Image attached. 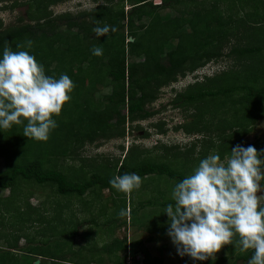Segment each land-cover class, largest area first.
<instances>
[{"label": "trees", "instance_id": "trees-1", "mask_svg": "<svg viewBox=\"0 0 264 264\" xmlns=\"http://www.w3.org/2000/svg\"><path fill=\"white\" fill-rule=\"evenodd\" d=\"M63 1L65 0H0L3 9L16 8L23 2L27 6L25 14L28 18V22H23L19 17L18 25L3 30L0 21V55L6 47L14 51L27 50L44 65L46 75L59 78L61 74H67L75 84L70 93V101L63 105L58 116H53L58 127L51 131L46 142L25 137L24 125H13L10 129L0 131V159L4 166L0 171V188L11 189L19 181H24L49 185L58 195L78 198L89 191L108 189L115 201L118 191L111 186L109 180L116 175L134 172L142 179L164 178L175 185L185 175L164 162L152 159L128 162L137 160L141 151H145L138 152L137 146L130 151L128 149L114 173L95 172L80 181L70 180L64 172L57 169L46 168L43 160L49 155L68 156L85 143L123 138L125 123L139 124L150 119L154 112L148 109V104L157 99L159 89L176 83L212 59L222 56L220 47L228 39L227 27L231 26L228 18L223 15V10L215 0H160V4H154L153 0H118L116 6L101 5L76 15L54 14L51 6ZM124 3L129 5L128 10L124 9ZM183 4L189 7L186 11L178 8ZM190 4H194L192 8ZM168 9H173L178 15H170L166 12ZM97 22L101 26H115L116 31L97 37L93 32ZM185 25L189 28L186 29ZM129 38L133 41H128ZM28 41L32 42L30 47ZM17 45L22 48L18 49ZM94 45L103 48V55H92L91 48ZM261 51H264L262 44L232 48L227 55L249 58ZM249 73L252 78H249L248 84H220L223 80L236 77L232 70H228L212 78L205 77L203 82H195L183 92H178L172 104L183 109L193 108L195 112L188 115L175 129H183L187 134H202L204 130H208L206 116L211 110L207 106V99L221 97V102L216 101L214 104L216 111L227 102L231 105L240 104L241 108L236 110L234 119L218 125L220 132L226 128L234 131L231 133L234 135L219 147L227 150L239 144L238 139L236 144L232 140L237 136L236 133L240 131L241 135L247 134V122L252 119L254 121L256 114L263 110L264 86L256 87L252 80L257 75L255 68ZM104 88L109 91L96 97V93ZM234 92L244 94V104L242 101L235 103L232 100ZM164 126L163 121L155 125L159 133L163 134ZM147 136V133L144 134V137ZM215 138L209 139V142L204 141V144L214 147L213 144L217 143L215 141L220 142L222 139L217 136ZM171 148L173 147L160 145L153 149ZM261 183L264 184V181ZM169 203L174 201H146L140 208L158 206L163 210ZM158 220L164 224L168 221L164 217ZM153 221L157 220L153 219L151 223ZM77 236L78 228H74L59 238L65 244L67 240H74ZM6 243L5 247L8 246L9 250H0V264H35V259L27 260L18 256L17 252L45 260L39 264H47V260L50 261L48 264L67 263L64 255H60L61 246L57 247L55 254L39 245L32 246L31 240H28L30 246L24 248L17 246V238L9 239ZM140 245V240L128 243L126 238H114L99 249L101 254L107 256L106 260L99 259L96 262L126 264L124 259L130 255L133 257V264L164 263L142 247L140 249L143 254L135 251V247ZM121 252L125 253L120 256ZM137 253L143 255L141 260L135 258ZM251 254V249L240 251L236 259H242L244 264H248ZM83 264H88V261Z\"/></svg>", "mask_w": 264, "mask_h": 264}, {"label": "rangeland", "instance_id": "rangeland-1", "mask_svg": "<svg viewBox=\"0 0 264 264\" xmlns=\"http://www.w3.org/2000/svg\"><path fill=\"white\" fill-rule=\"evenodd\" d=\"M218 7L223 10V15L228 18L231 26L228 25V39L223 41L220 52L222 56L212 59L204 64L201 68L193 73L187 74L180 78L176 83L163 87L157 92V99L148 104V109L154 112V115L139 124L125 123V136L123 138L99 141L96 143H85L75 151L65 157L48 156L43 160L46 168H54L64 172L72 181H80L82 178L87 179L91 174L109 173L112 174L123 161L126 152L137 146L141 151V156L136 161L156 160L170 165L178 172L185 176L192 173L193 169L198 166L199 161L209 154L218 153L221 160L226 163V157L230 156L229 148L219 147L225 144L234 131L228 128L223 132L218 131L220 123L229 122L236 114V110L241 107L240 104L231 105L226 103L219 111L214 109L215 99H207V106L211 110L206 116V122L209 127L202 134L186 133L183 129L175 127L185 121L188 115L195 111L188 107L187 111L172 104V100L178 92H183L189 85L195 82H203L205 77L212 78L219 73L232 70L235 78L223 80L220 84H248L250 77L249 71L255 68L257 75L255 81L256 87L264 86V51L252 55V57H238L237 55H227L232 48H243L252 45L264 46V0H215ZM154 4H160V0H153ZM189 5V3H187ZM0 3V21L1 29L9 28L12 25H18V18L21 17L23 22H28L26 16L27 6L21 2L16 8L1 7ZM118 5V0H65L51 6L54 14L70 13L76 15L78 12L91 11L97 6ZM194 5V4H193ZM191 8H192V6ZM124 9L128 10L129 5L123 4ZM186 11L187 6L178 7ZM170 15H178L173 9H168ZM146 21V20H144ZM186 29L189 28L185 25ZM230 34V35H229ZM129 38L128 41L132 42ZM262 41V43H258ZM252 75V74H251ZM218 83V85H220ZM221 86V85H220ZM107 89H101L96 93V97L108 92ZM243 93L234 92L231 96L235 103L242 101ZM262 112L257 113L256 119L247 122V134L241 135L236 133L232 139L233 142L239 140L243 146L252 145L257 151L264 150V100ZM187 112V113H186ZM238 113V111H237ZM165 122V133H159L155 127L160 122ZM148 134L144 137V134ZM222 134V135H221ZM221 135V137H220ZM215 136L222 138L215 141L214 147L204 144L209 139L215 140ZM204 138V139H203ZM236 144V143H235ZM171 146L168 150H154L155 146ZM223 150H221V149ZM136 152V151H135ZM223 154V155H222ZM117 162V164H116ZM116 164V167H115ZM4 169L3 160L0 159V171ZM142 179L139 189L130 193H116L117 199L114 201L111 192L108 189L101 191H89L82 198L74 196L58 195L49 185L29 184L19 181L11 189L0 188V250H9L5 247L7 240L17 238V246L24 248L30 246L28 240L33 243L32 246L39 245L46 250H52L51 253L57 252V247L61 249L60 255H64L67 263L63 264H98L96 261L106 260L107 256L99 252V249L112 239L126 238L128 243L140 240L141 245L136 246L135 251L140 247L147 250L151 256L159 257L163 264H244L242 259H236L240 252L239 246L234 247L232 244L222 246L215 253V259L209 258L205 261L194 260L185 255L181 257L170 237L167 235L168 224L162 223V217L168 219L165 209L158 206L140 208L146 201H173L172 190L174 184L164 178L153 177ZM262 184V183H261ZM264 185V184H262ZM260 206L264 205V187L257 192ZM121 209H127L128 215L119 216ZM132 216H129V213ZM156 219L157 221L151 220ZM117 226V227H116ZM74 228H78V236L74 240H67L64 244L59 237L67 234ZM28 240H27V239ZM17 247V248H18ZM134 250V248H131ZM140 249V250H139ZM18 250V249H17ZM29 250V249H28ZM28 252V251H26ZM130 251H128L129 253ZM125 252L119 253L120 256ZM140 253L135 255L136 259L141 260ZM17 255L25 259H35L39 262H45L44 259L35 258L30 255ZM125 261V259H124ZM50 261L47 260V264ZM105 264V263H104Z\"/></svg>", "mask_w": 264, "mask_h": 264}, {"label": "clouds", "instance_id": "clouds-1", "mask_svg": "<svg viewBox=\"0 0 264 264\" xmlns=\"http://www.w3.org/2000/svg\"><path fill=\"white\" fill-rule=\"evenodd\" d=\"M110 31L115 32V26L97 22L93 28L97 37ZM103 51L99 46L91 48L94 56ZM74 87L67 74L59 78L46 75L44 65L29 51L6 47L0 55V131L24 125L25 137L46 142L58 127L53 116L70 101ZM225 159L226 163L218 153L209 154L175 184L174 203L164 212L167 235L181 257L214 260L222 246L232 244L241 252L252 250L248 264H264V206L257 196L264 187V150L237 144ZM109 183L118 192L130 193L139 189L142 177L124 173ZM127 215V209L120 210L119 216Z\"/></svg>", "mask_w": 264, "mask_h": 264}, {"label": "built area", "instance_id": "built-area-1", "mask_svg": "<svg viewBox=\"0 0 264 264\" xmlns=\"http://www.w3.org/2000/svg\"><path fill=\"white\" fill-rule=\"evenodd\" d=\"M126 264H133V257L128 255L125 260Z\"/></svg>", "mask_w": 264, "mask_h": 264}, {"label": "water", "instance_id": "water-1", "mask_svg": "<svg viewBox=\"0 0 264 264\" xmlns=\"http://www.w3.org/2000/svg\"><path fill=\"white\" fill-rule=\"evenodd\" d=\"M132 41V40H131ZM35 264H39V261L35 262Z\"/></svg>", "mask_w": 264, "mask_h": 264}]
</instances>
